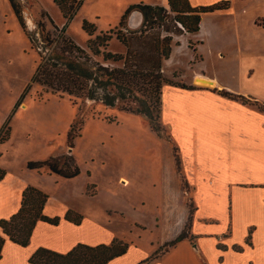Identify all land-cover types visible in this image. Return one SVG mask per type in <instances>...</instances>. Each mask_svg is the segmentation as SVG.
Segmentation results:
<instances>
[{"label":"crops","instance_id":"crops-1","mask_svg":"<svg viewBox=\"0 0 264 264\" xmlns=\"http://www.w3.org/2000/svg\"><path fill=\"white\" fill-rule=\"evenodd\" d=\"M188 1L192 6H203L221 0ZM229 1L225 10L203 13L197 32L178 35L174 40L177 45L162 63V73L168 79L199 85L187 89L164 84L160 111V122L177 149L180 175L190 189L193 240L178 242L148 264H264V112L218 93L226 90L264 103V0ZM141 3L168 8L167 0ZM184 52L191 53V80H185L177 70L178 54ZM201 79L207 81L196 82ZM28 161L39 160L24 161L25 168ZM21 167L13 169L0 163L5 171L0 179V220L19 209L22 191L33 186L47 193L43 214L57 217L59 222L51 225L37 221L26 246L4 237L0 264H30L29 257L39 247L66 253L78 243L108 244L116 237L96 211L74 204V198L83 196L91 185L87 178L82 179L81 169L73 178L51 174L52 190L61 180L72 181L73 198L70 195L66 200L40 184L37 178L47 172L45 168L37 171ZM118 179L129 183L123 175ZM163 179L165 184L174 182L175 188H167L169 194L164 196L174 203L165 205L161 216H177V228L171 237L159 240L156 249L180 232L188 213L173 158L166 162ZM68 210L82 215L79 224L64 219ZM249 231L248 244L245 240ZM234 246L242 249L235 251ZM121 256L107 264H137L145 259L133 253L128 259Z\"/></svg>","mask_w":264,"mask_h":264},{"label":"rangeland","instance_id":"rangeland-1","mask_svg":"<svg viewBox=\"0 0 264 264\" xmlns=\"http://www.w3.org/2000/svg\"><path fill=\"white\" fill-rule=\"evenodd\" d=\"M76 1L74 14L65 20L51 0H14L27 30L36 31L37 22L43 21L46 31L52 33L49 17L81 47H85L89 38L82 28L83 22L93 25L95 34L105 32L118 24L129 5L142 0ZM134 13L138 12L133 11L128 20ZM52 47L44 49V53ZM108 49L124 52L115 39L110 41ZM178 55L177 70H181L185 80L194 79L188 64L191 53ZM38 66V52L19 25L10 1L0 0V137L3 132H9L8 139L0 142L3 153L0 163L13 169L22 166L25 170L23 163L28 159L40 161L52 157L60 163L64 157L72 156V151L82 170V179L87 178L91 183L83 196L74 198V204L96 211L117 234L113 239L128 244L120 259H128L132 253L146 258L156 250L159 240L171 237L177 228V216L166 219L161 216L164 206L174 203V199L164 195L175 184L163 181L166 162L172 159L173 144L157 136L144 117L123 111L118 105L110 108L99 101L79 100L73 104L66 94L52 93L34 80ZM209 70L212 72L213 67ZM228 84L236 86V83ZM80 122V135L74 139L73 149L68 148L67 132L71 125L72 131H77ZM120 175L129 183L123 184L118 179ZM53 176L45 172L37 179L43 188L56 191L57 198L68 200L70 195L73 198L72 181L61 180L52 190ZM183 192L189 208L193 205L190 189Z\"/></svg>","mask_w":264,"mask_h":264},{"label":"trees","instance_id":"trees-1","mask_svg":"<svg viewBox=\"0 0 264 264\" xmlns=\"http://www.w3.org/2000/svg\"><path fill=\"white\" fill-rule=\"evenodd\" d=\"M9 1L19 25L26 31L27 37L39 55V66L34 80L50 89L52 93H57L59 96L66 94L73 104H76L77 100L99 101L107 107L113 108L118 105L123 111L140 115L147 120L149 127L157 136L169 142V135L160 122L162 86L169 84L187 89L199 86L186 85L163 75L162 63L169 57L172 46L177 45V42H173V38L185 32H197L203 13L225 10L230 5L229 0L203 6H192L188 0H167L168 8L143 3L131 4L120 17L118 24L105 32L95 34L93 25L83 22L82 28L89 38L85 47H81L64 35V28L59 29L49 17L48 21L54 29L52 33L46 31L43 21L37 22L36 31L27 30L19 6L14 0ZM51 1L58 7L65 20L72 17L77 7L76 0ZM133 11L141 15V22L136 27H131L128 23V17ZM176 23H180L183 29L177 27ZM56 30L57 34H55ZM112 39L123 46V53L108 49ZM51 47L48 53H44V49ZM218 93L243 104L253 105L264 112V103L250 97L226 90H219ZM81 122L77 131H72L73 126H70L66 135L68 148L73 149L74 139L80 135ZM8 137L7 130L1 135L0 142L7 140ZM171 153L175 170L181 180V187L187 191L189 186L180 175L179 156L173 145ZM26 168L37 171L45 168L49 174L62 178H73L79 174V167L71 155L64 157L60 163L53 161L52 157L42 161H28ZM4 174L5 171L0 168V179ZM47 197V194L33 186H27L22 191L19 209L9 218L0 220V257L4 237L20 246H26L37 221L51 225L59 222V218H51L43 214ZM192 206L187 208L186 221L180 232L174 238L163 242L158 249L137 264H148L168 252L178 242L185 239L193 240L190 231L194 212ZM64 219L79 224L81 216L68 210ZM250 233L251 231L248 232L245 240L248 244ZM127 248L128 244L118 239H113L108 244L94 246L78 243L66 253L39 247L29 257L28 262L30 264H107L110 260L123 255ZM233 249L240 251L242 248L234 246Z\"/></svg>","mask_w":264,"mask_h":264},{"label":"bare ground","instance_id":"bare-ground-1","mask_svg":"<svg viewBox=\"0 0 264 264\" xmlns=\"http://www.w3.org/2000/svg\"><path fill=\"white\" fill-rule=\"evenodd\" d=\"M130 24L133 25L132 27H136L139 25V22H138V16H137V13H134L130 16V20H129Z\"/></svg>","mask_w":264,"mask_h":264},{"label":"water","instance_id":"water-1","mask_svg":"<svg viewBox=\"0 0 264 264\" xmlns=\"http://www.w3.org/2000/svg\"><path fill=\"white\" fill-rule=\"evenodd\" d=\"M137 16H138V22H139V21H140V17H141V15H140L139 13H137ZM139 24H140V22H139ZM129 25H130V26H133V25L130 24V22H129Z\"/></svg>","mask_w":264,"mask_h":264},{"label":"built area","instance_id":"built-area-1","mask_svg":"<svg viewBox=\"0 0 264 264\" xmlns=\"http://www.w3.org/2000/svg\"><path fill=\"white\" fill-rule=\"evenodd\" d=\"M177 27H179L180 29H183L180 23H176Z\"/></svg>","mask_w":264,"mask_h":264},{"label":"flooded vegetation","instance_id":"flooded-vegetation-1","mask_svg":"<svg viewBox=\"0 0 264 264\" xmlns=\"http://www.w3.org/2000/svg\"><path fill=\"white\" fill-rule=\"evenodd\" d=\"M139 13V12H138ZM140 14V13H139Z\"/></svg>","mask_w":264,"mask_h":264}]
</instances>
